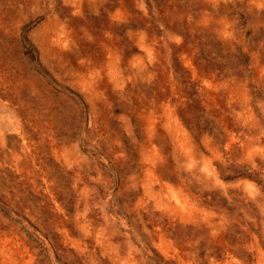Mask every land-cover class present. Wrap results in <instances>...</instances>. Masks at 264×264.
<instances>
[{
    "label": "rangeland",
    "instance_id": "rangeland-1",
    "mask_svg": "<svg viewBox=\"0 0 264 264\" xmlns=\"http://www.w3.org/2000/svg\"><path fill=\"white\" fill-rule=\"evenodd\" d=\"M0 264H264V0H0Z\"/></svg>",
    "mask_w": 264,
    "mask_h": 264
}]
</instances>
